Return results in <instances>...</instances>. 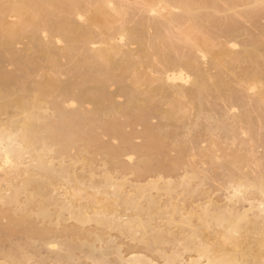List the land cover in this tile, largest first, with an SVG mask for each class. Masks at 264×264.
Segmentation results:
<instances>
[{
    "label": "bare ground",
    "instance_id": "1",
    "mask_svg": "<svg viewBox=\"0 0 264 264\" xmlns=\"http://www.w3.org/2000/svg\"><path fill=\"white\" fill-rule=\"evenodd\" d=\"M193 1L196 0H140L141 10L145 15L142 22L139 21L141 26L137 25L140 31L135 29L137 32H129L124 18L128 12L126 16L122 12L124 0H0V60L10 56V63L19 68L22 64L15 58L17 51L14 46L27 40L28 44L37 49L36 56L26 61L25 67L22 66L24 69H21L22 77H37V80L30 82L31 85H26L15 70H0V115H6L7 118L8 109L12 110L9 112L11 117L6 120L0 118V212L6 209L4 216L8 219L12 216L11 212L19 215L22 224L32 215L41 221L54 220L53 224L59 229L67 221L78 225L77 228L75 225L67 230L66 227L61 228L58 235L54 236L58 241L49 244L57 248L59 253L66 251L57 260L54 256V260H49L48 263H34L31 261L33 258H24L22 262L11 264H63L62 259L72 261L70 251L73 244L71 241H62L63 237L81 239L80 247L87 249L86 255L92 264H264V169L257 172L258 167L256 176L250 174L252 170L247 167L248 164H259L252 150L234 146L231 150L228 148V151L227 146L222 149L216 141L210 143L207 151L202 152L203 157L211 164H215V160L222 156V159H228L225 166L231 173L230 178L228 177L230 190L227 188L229 191L227 190L228 196L223 200L224 203L221 201L217 205L216 201L212 203L210 199L207 203L205 200L206 203L199 204L197 209L195 207L196 210L189 205L178 206L179 203L170 202V198L162 200V196L168 197L175 184L161 185L160 182L153 181L147 186L131 184V187L123 179L118 181L108 174L99 177L100 181H95L96 175L92 168L80 162V158L84 157L90 147L101 150L104 153L102 155H107L111 163L118 162L119 160H115L123 154L111 145L102 144L101 136L96 133L98 128H103L102 132L105 130L103 119L108 114H118L122 110L115 103L111 90L109 91L112 85L119 88V93L126 97V103L131 106L137 104L143 94H159L166 105V109H157L160 124L173 125L185 120L191 126H199V120L206 112L205 119L215 120L216 129L226 138L235 141L234 145L239 144L241 147V141L236 142L237 136L233 128L224 121L213 119L214 104L211 103L208 107L205 101L212 95L214 100L227 102L226 100L231 101L238 95L230 91V84L225 82L222 74L211 78L209 71L216 67H227L230 70L232 65H225L227 60L233 59L236 64L251 60L255 50H244L236 57L238 53L235 51V39L238 33L233 34L235 22L232 18L231 26L224 24L225 30L221 31L220 28L217 31L228 38L225 41L213 43L205 35H200L202 33L196 32L194 26L197 21L194 26L193 22L198 15L194 11ZM212 3L214 2L211 1L210 6L209 3L200 2L199 8L209 4L213 11L215 7L219 10L216 6L218 3L215 2V7ZM174 11H180L181 14ZM207 15L210 19L214 17ZM250 15L245 16L248 19ZM203 17L199 18L200 21L207 19L208 24L209 21L214 24L213 18L210 20ZM55 19L61 21L56 22ZM175 25L181 28L173 37L169 31ZM94 29L98 33L95 34ZM149 29L153 31L152 34L147 32ZM204 29L210 30L207 26ZM44 35H47V40ZM180 43L187 45L189 52L179 58L178 52H183L184 49ZM133 44L138 46L136 51L128 47ZM73 55H78L83 60H79L68 72L72 81L69 78L60 85L58 79L44 71V65L57 71L60 59L70 60ZM156 62H162V70H156ZM227 68L225 69L228 71ZM257 73H245L243 76L248 86L245 89L243 86L242 90L248 93L249 98H253L252 106L244 117L239 119L234 116L233 106L227 111L225 109L231 119L236 118L232 120L234 123L239 125L244 122L248 125L249 136L254 132L248 111L258 110L255 112L264 119V107L260 108V103L264 100V75ZM262 82V86L259 85ZM74 104L76 107L70 108ZM88 105L90 110L85 108ZM138 109L141 112L140 106ZM126 115H130V112ZM51 117L54 118L52 122ZM111 123L103 133L111 134L122 146L126 142L129 144V136L123 133L126 122ZM143 126V153L144 150L147 151L146 158L154 159L160 155L159 158H163L161 137L173 138L175 134L161 133L159 126ZM77 141H83L85 147L79 150L80 157L67 158L69 162L66 164L64 154ZM184 149L181 147L179 152H184ZM187 149L190 150L191 147ZM217 152H220L219 157ZM76 164L83 166L82 172H76ZM238 165L242 167L240 171L243 173L232 174V170ZM121 166L127 168L124 171L130 169ZM244 168L248 170H243ZM193 172V175H198L195 174L196 171ZM185 183L182 181V186ZM127 187L130 190L125 191ZM237 190L239 194H236ZM20 221L17 224L18 232L23 231L19 230L22 228ZM156 221L162 222L166 227H161ZM87 225H94L95 228L85 231L80 229ZM47 228L36 229L32 225L31 233L43 237L48 230H56ZM41 229L46 231L41 232ZM170 229L178 230L180 236H176ZM105 231L116 232L123 238L129 237V241L145 244L144 249L151 247L149 250L152 251L156 245L165 241L167 244L169 241H180V246H183L180 248L193 254V257L186 256L187 260H183L180 251H172L170 255L161 252L155 259L154 256L150 258L145 255L147 249L143 250L141 247L134 250L135 247L132 249L130 246L128 250H123V254L121 247L124 243L110 238L112 236L108 237L109 235L105 237ZM75 246L76 249L79 248L78 244Z\"/></svg>",
    "mask_w": 264,
    "mask_h": 264
},
{
    "label": "rangeland",
    "instance_id": "2",
    "mask_svg": "<svg viewBox=\"0 0 264 264\" xmlns=\"http://www.w3.org/2000/svg\"><path fill=\"white\" fill-rule=\"evenodd\" d=\"M211 1L214 2L212 3L213 7H215V2L218 3L216 4V6L219 8V10H217L216 7L214 8V11L212 10L213 8L212 9L209 8V4L211 3ZM193 2L195 4L194 11L196 15H198L197 16L198 20L196 19L193 22V26H194L195 22L197 21L196 25L194 26L196 27V32H198L199 34L202 33L200 35H205V37L211 39L213 43H217L218 41H223L224 39L226 40L228 39L224 37L225 35L224 36L221 35L223 33H220L217 31H219L220 28H222L221 31L225 30L223 29L224 24L225 26L228 27V26H231L232 24L231 22L233 21L235 22V26L233 25L234 26L233 30L236 31V32L233 31V34L238 33V36L235 39L237 43V48L235 51L238 53L236 57H239L244 50L250 51L251 49V50L256 51V52L254 51L253 58L248 61H243V62L236 64L234 63L233 59L227 60L228 62L227 64L225 62V65H229V64L232 65V68L230 70L227 67H225L228 69V71L222 67H216L215 69L212 68V70L209 71V75L211 73L210 75L211 78L216 77L218 74L220 75L222 74V76L225 77L224 78L225 82L228 81V83L230 84V89H231L230 91L236 93L239 96V97L234 96L233 100L229 101L228 99L226 100L227 102H225V100L224 101L214 100V98L211 95L207 97L205 101L206 103H208L207 104L208 107H209V104L211 103L214 104L213 108L215 109V111L212 114L213 119H217V121H220V120L224 121V123L229 125V127L233 128L237 136L236 142L241 141L240 143L241 147L239 146L238 143H236L238 145H234L235 141H233L231 138H226L225 135L221 131L216 129V127L214 126L216 122L215 120H212V121L206 120L205 119L206 112L201 116V119L199 120V123H200L199 126H191L185 120L176 122L173 125L160 124L158 110L161 111V109H166V105H165V100L159 94L153 93L152 95H149V94L141 95L140 99L136 102L137 104L139 103L138 105L140 106V109H141V112H140V110L138 109L139 106H137V104H133L131 106V104L126 103L127 101L126 97L124 95H121V93H119L118 87L112 85L110 86L109 91L111 90V93L113 94V97L115 99L114 100L115 103L119 104L122 107V110L118 114L110 113L103 119L104 124H106L105 130L107 129L106 128L107 125L112 124L111 123L112 121L113 123L114 122H120V123L126 122L127 124L125 123L123 133L124 135H127V137L129 136V144L128 142H126L125 144H123L124 146H122V143L119 140L113 139L111 137V134H108V133L104 134L103 132H105V130L103 132L101 131V129L103 128H101L100 130H98L99 129L98 128L97 131L96 130L95 131L101 136L100 140L102 141V144L111 145L117 148L118 150H121L123 154H121V156L117 160H115V161L119 160L118 162L114 161L115 163H111V161L109 160L110 158H107L108 157L107 155H102L103 152L101 150H98L97 148H94V147H90L89 150L88 149L86 150L87 153L84 154V157L80 158V162L87 164V166H90L92 168V172L96 175L95 176L96 178H94L95 181L96 179H98L97 181H100L101 178L99 177L105 174H108L112 176V178L118 181H120V179L121 180L123 179L129 184L128 186H131V187H132L131 184L135 186L137 185L147 186V184L153 181H158L160 182L161 185L162 183H166V184L171 183V185L175 184L173 185L174 187L173 190L171 191L170 189L171 191L169 193L170 197L169 195L168 197L167 196L163 197L162 196L163 194H162L161 195L162 200H166L167 198H170V202L172 203L177 202V204L179 203L178 206H181V207L182 206H185V207L192 206L193 209L196 210L200 206L199 204L202 205L206 203L205 200L208 203V201L211 199L212 203L216 201L215 203L219 205L222 202L224 203L226 196H228V194H226L227 190L229 189L228 187L230 186V182L228 185V177L231 174L229 172L230 170L226 168L227 166H225L226 164L225 161H227L228 159H222L223 156L222 158L219 157L218 155L220 152H217L216 155L219 157V159L215 160V164H211L206 157H203V154H202V152L207 151V148L209 147L211 142L213 141L218 142L220 147H222V149L223 148L225 149V147L227 146L226 149L230 148L231 150L233 149L232 147L236 146L238 149L245 147V149L248 148V150L249 149L250 151L252 150L251 152H253V155L259 164L258 166L252 164L253 168L252 166H250L251 164L250 165L248 164L247 167L251 168L252 171L251 173L249 171L247 172H249L251 175L256 176L259 170L264 169V119L258 115V112H255L258 110L253 111V109H250L251 111H248L249 113L248 115L251 117L253 121L252 128H253L254 133L252 137L251 135L249 136V134L247 133L248 131L247 124L242 122L241 124L237 125L236 123L233 122L236 118L234 120L231 119L230 114L226 112L230 106H233V108L235 107V110L233 112L235 113L234 116H236L237 118L239 117V119L240 118L242 119L246 111L248 110V108L252 106V100H253V98L248 97V93L246 91L242 90L243 86H244L243 89L246 88L245 86H248V82L245 80L243 76L245 73L247 74L250 73L251 75L256 72H258L257 74L259 75H264V0H258V2H256V0H196ZM200 2L209 3V4H206L207 6H204L205 8L201 6L202 7L201 9L199 8ZM140 5H141L140 0H124L123 2L122 12L125 14V16L128 12V15H127L128 17L126 16L124 18H126L125 25L129 32L130 31H135V32L140 31L137 25L141 26L140 24L142 22V19L145 16L141 10ZM197 8H199L198 12H197ZM215 10H217L218 12H215ZM174 12L176 14H181L180 11H174ZM207 14L209 15L211 14L214 17L210 16L211 17L210 19ZM245 15H250V16L247 19ZM203 16L208 17L210 20L214 19L213 20L214 24H212V21L211 22L209 21L210 24H208L207 19H203V20H206L207 22L200 21L201 19L199 18ZM230 18L233 19L231 22H230ZM55 20L56 22L58 21L57 19ZM226 20H228L227 21L228 24L225 23ZM60 21L61 20H59L58 22ZM139 21H141L140 24H139ZM198 21L203 22V23H200ZM203 26L204 28H206L207 26V28L210 30L206 31V29L202 28ZM238 27L241 28L242 30H240ZM179 28H181L179 25L173 26L169 31L171 36L175 37V35H177L178 33L177 31L179 30ZM135 29H137V31ZM94 32L95 34L98 33L96 29H94ZM147 32H149V34L153 33L151 29H149ZM44 36H45L44 39L47 40L48 39L47 35H44ZM26 41L23 40V43L22 42L17 43V45L15 44L16 46H14L17 51L15 58L22 65L20 67L18 66L19 68H17V66L10 63V60H9L10 56H5L4 60H0V70L2 71L5 70L4 72H10V71L15 70L16 73L21 76L22 81L26 85L29 86L31 85L30 82H32L33 80H37V77H33V75L22 77L21 69H24L22 66L25 65L26 61H28L29 59H33L36 56L37 49L33 47L32 45L28 44ZM180 45L184 49H183V52H178L179 58L184 57L189 52V47L187 45L182 44V43H180ZM253 45L255 46L253 47ZM128 47H130L131 50H135V51L138 49V46L136 44L130 45ZM257 49L259 50L257 51ZM171 53L170 55L174 54L173 56H175V52H173V54ZM79 56L73 55L70 60L60 59L59 61L60 67L57 71L53 70L49 65H44L43 69L49 75H52L56 79H58L60 85H63L70 78L68 76V72L70 71L72 66L75 64L77 65L79 60L80 62L83 60L82 58L84 56L82 57V54H81L82 58ZM170 57L173 58L172 56ZM155 66H156L155 68L157 71L162 70L163 68L162 62L161 63L156 62ZM206 68H209V67L207 66ZM260 69L263 71H261ZM89 70H87V72H89ZM70 80L72 81L73 79L70 78ZM262 84L263 82L260 83L259 85L262 86ZM153 86L155 87V85ZM154 87H151V88H154ZM244 94H246V96H244ZM125 105H127L126 107L127 109H128V106H131L128 109L129 111L125 108ZM262 106L264 107V100L262 101V104L260 103V108H262ZM75 107L76 105L74 104L73 107L71 106L70 108H75ZM85 108L86 110L91 109L89 105L85 106ZM8 111L11 112L12 110L10 111V109H8ZM9 112L7 113L8 117H11V114ZM47 112L48 114L50 113L52 115L51 111L47 110ZM129 112L131 116L126 115ZM5 116L6 115H0V118L2 117L5 118ZM126 116H128L129 118H126ZM7 118H5L4 120H6ZM53 120L54 118L51 117L50 121L52 122ZM145 122L147 125L150 124L153 127L159 126L160 129L162 130L161 133H174L175 134L173 138L168 137V135H167L168 138L161 137L162 138L161 143L163 144L162 146L163 148H161L163 150L161 152L163 153L161 152H158V153L163 154L162 156L164 159L159 158L161 155L160 156L157 155L155 150L152 151V149L151 151L155 152L156 156H159V157H156L154 159H148L145 156L147 151L144 150L145 152L143 153V147H144L143 145H145L144 143L145 140H144V135H143L145 133L143 130V127H144L143 124L146 126ZM104 124L101 127H103ZM86 128H88V126ZM87 131H84V133ZM98 134H95V135H98ZM162 136L164 135L162 134ZM243 142H244V145L242 144ZM83 146L85 147V144L83 143V141L82 143L81 141H77V143L75 142V144L72 146L73 148L70 147L72 149L66 151L67 154L66 153L64 154L65 155L64 161H66V164L69 162L68 161L69 158L75 159V158L80 157L78 154H80L81 151L79 150H82ZM121 147L124 149L122 150ZM181 147H184L186 149V150L184 149V152L182 153L179 152V149ZM187 147L189 148L191 147V149L188 150ZM134 149H137L138 151L136 152ZM97 151L98 152L101 151V153L100 152L98 153ZM128 156L131 157V159H129ZM80 164H76L77 166L75 165L76 167H78L76 168L77 173L82 172L81 170L83 166ZM115 164H117V166H115ZM121 165L127 166L130 169L128 171H124L127 168ZM240 167L241 166H239V168L237 169L234 168L232 170L234 173L232 172V174L234 175L239 174L241 172L240 169H242V167L241 168ZM258 167L260 168L258 169ZM122 168H125V169H122ZM243 170H248V169L244 168ZM85 171H87V169H85ZM193 171H196L195 174H198V175H193L194 174ZM85 174H86L85 176H87L88 172H86ZM182 181L186 182L185 184H183V186L181 184ZM127 189L130 190V187L129 188L127 187L125 191H127ZM199 198L200 199L202 198V199L199 200ZM193 203H197V204H193ZM5 211L7 210L4 209L0 212L1 213L0 215V264H3V263L11 264V263H16V262L19 263L20 261L22 262L24 258H31V259L33 258L34 260H31V261H33L34 263H39V262L45 263V261L46 263H48L49 260L50 261L52 259L54 260V256L56 257V260H57L60 257V255L63 256V254L64 255L66 254V251L65 253L63 252L59 253L57 248L51 247L49 244H53L55 241H58V239L56 240L54 239L55 238L54 236H56V234L58 235V232L61 231V228L66 227V230H67L70 227H74L76 224H73V222L71 221L70 222L67 221L66 222L67 224L60 227L59 229L58 226L53 224L54 220H51L50 222L48 220L41 221L40 219H36L35 217L33 218L32 215H30L27 220H24V222L26 223L22 224L23 221H20L19 215H15L13 214V212H11L12 216L10 217V219H8L6 218V216H4ZM19 221L21 222L20 224H22V226H20L22 228L19 229V230H23L21 231L23 232L22 234L21 232H18L17 230V224L19 223ZM156 222L159 223L161 227H166V226H163L164 224L162 222L161 223L159 221H156ZM30 225L35 226L36 229H40L44 227L48 229L47 227H49V229H52V230L56 229V230L52 231L53 235L51 234L52 232H50L51 230H48L47 233L46 232L44 233L43 237H37L36 234L32 235L33 233H31ZM70 225H73V226H70ZM38 226L40 228H38ZM77 226L78 225H76V228ZM93 228H95L94 225H89V226L87 225V226H84V228L81 227L80 229H83V231H85V230L93 229ZM25 229L28 231L26 232ZM46 229H41L40 231L43 232L42 230L46 231ZM177 231L178 230L173 229L171 232L172 233L174 232L176 236H180V232H177ZM108 232L105 233L106 234L105 237L109 235L108 237L112 236L110 238H113L116 241H118L119 239L118 242L122 241L120 243L122 244L124 243L121 247L122 248L121 251L123 250L126 251V249L128 250L129 248H132V247H135L134 250L137 248L139 249L143 247L141 249L143 250L147 249L146 252L144 253L146 256L150 258L155 257V259H157L158 258L157 256H159V253L161 252H165L167 255H170L173 252L178 253L179 251H180L179 253H181L180 255L183 260H185L188 257H193V254H191L190 252L184 251V249L180 248V247H183V246H180L182 245V242L180 241L172 242L173 244L170 241L168 242L169 244H167V242L165 241L161 245H156V247L155 245H153L152 247H155V248L152 251V250H149V249H152L151 247L150 248L145 247L144 249V246H146L145 244L142 245L140 242L139 243L137 242L136 244L135 243L136 241H134V243L132 242V240L129 241V237L125 236L123 238V236H119L120 234L116 232L111 231L109 232L110 234ZM177 233L179 235H177ZM66 240L67 242L71 241V244H73L72 246L73 249L70 251V254L73 256L72 261L74 262V264H92V261L86 255L87 249L85 247H80V244L82 243L81 239H79L78 237H74V238L72 237L64 238L63 237L62 241H66ZM59 241H61V239H59ZM77 244L79 245L78 249H76V246H75ZM122 253L124 254L125 252L123 251ZM112 258L113 256L110 257V259ZM62 260L64 262L63 264H73L72 261H65L64 259Z\"/></svg>",
    "mask_w": 264,
    "mask_h": 264
},
{
    "label": "snow or ice",
    "instance_id": "3",
    "mask_svg": "<svg viewBox=\"0 0 264 264\" xmlns=\"http://www.w3.org/2000/svg\"><path fill=\"white\" fill-rule=\"evenodd\" d=\"M236 194H239V190L236 191Z\"/></svg>",
    "mask_w": 264,
    "mask_h": 264
}]
</instances>
